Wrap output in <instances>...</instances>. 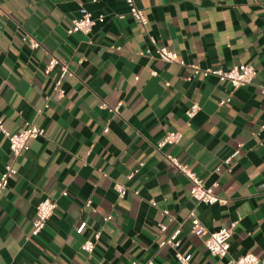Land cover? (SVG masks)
Masks as SVG:
<instances>
[{
    "label": "crops",
    "instance_id": "obj_1",
    "mask_svg": "<svg viewBox=\"0 0 264 264\" xmlns=\"http://www.w3.org/2000/svg\"><path fill=\"white\" fill-rule=\"evenodd\" d=\"M135 1L146 26L125 0H0V120L11 132L27 122L45 132L0 192V264H180L160 246L178 228L176 250L194 264L264 258V0ZM82 5L105 16L89 36L68 33ZM151 36L183 63L160 59ZM239 64L257 75L238 89L204 71ZM170 131L180 141L158 147ZM167 155L227 202L196 201ZM10 162L0 131V176ZM47 197L55 213L31 236ZM192 213L210 232L238 220L229 256L206 248ZM96 232L89 254L82 244Z\"/></svg>",
    "mask_w": 264,
    "mask_h": 264
},
{
    "label": "built area",
    "instance_id": "obj_2",
    "mask_svg": "<svg viewBox=\"0 0 264 264\" xmlns=\"http://www.w3.org/2000/svg\"><path fill=\"white\" fill-rule=\"evenodd\" d=\"M128 5L129 13L133 16L139 23L143 26L148 24V17L143 9L139 8L135 0H125ZM79 17L72 20L71 26L68 30V33H80L86 36H89L94 27L99 22H104L105 16L103 14L99 15L97 18L93 16V13L84 5L80 7ZM152 43L156 46V52L160 59L166 62H180L183 63L178 55L168 49L165 46H160L157 44V41L154 37L151 36ZM31 46L38 47L39 43L30 39ZM59 61L56 58H52L49 62L48 70L49 72L53 67H55ZM198 69V68H197ZM64 71L67 72L68 68L64 67ZM205 73L216 76L222 82H229L234 89L245 87L253 81L257 75V70L254 66L249 64H239L235 65L230 69L224 68H208L204 70ZM58 86L60 83L58 82ZM62 91H60L61 93ZM224 103V102H222ZM200 109V106L197 103L191 105L187 110L186 114L189 118L195 116L197 111ZM0 131L9 141L10 151H11V162L6 164L4 171L0 176V192L3 191L9 184L11 178L17 174V168L15 166L16 160L30 148V140L37 139L44 135V129L41 128L38 124L34 122H27L26 126L20 132H11L8 130L2 120H0ZM181 133L178 131H170L167 133L165 138L159 143L158 147H163L166 144H175L180 141ZM240 154V147H238L231 156L225 160L229 164L234 158ZM168 160L179 169L187 178L191 181L190 193L191 196L198 202L203 203H226L227 200L218 197L214 193L210 192L204 180L197 175L191 168L183 164L177 157L167 155ZM116 188L121 197L127 193V189L120 184L116 185ZM63 195H67V192H64ZM91 201L87 202L89 206ZM57 208L56 201L47 197L42 199L36 206V215L33 220V229L31 236H37L47 225L48 221L54 215ZM165 214H168V211H164ZM238 220L233 221L229 226L222 227L216 231H208L206 226L201 222V220L192 213V231L199 237H204L208 235L205 240L206 248L213 254H216L220 257L229 256L231 248V238L233 235L234 228L236 227ZM161 231L167 229V225L164 223H159ZM181 230L176 229L168 238L160 242V246H172L175 248V256L180 264H194L191 254L182 253L179 250H176V247L179 244V235ZM100 239V232H96L94 237L87 239L82 244V250L91 254L95 248L97 241ZM132 264H136L133 262ZM149 264H154L149 262ZM228 264H251V256L247 254L244 258L238 259L234 257H229ZM260 264H264V258L261 260Z\"/></svg>",
    "mask_w": 264,
    "mask_h": 264
}]
</instances>
